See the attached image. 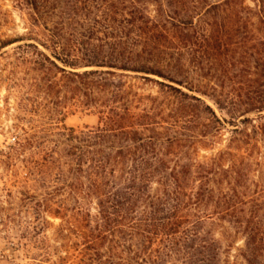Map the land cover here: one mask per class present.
I'll return each instance as SVG.
<instances>
[{"label":"trees","instance_id":"trees-1","mask_svg":"<svg viewBox=\"0 0 264 264\" xmlns=\"http://www.w3.org/2000/svg\"><path fill=\"white\" fill-rule=\"evenodd\" d=\"M167 2L173 15H182L174 0ZM16 3L29 10V27L21 36L1 40L0 51L19 44L18 60L33 73V92L44 95L36 107L50 122L27 145L47 147V170L51 176L55 172L52 182L61 183L35 209L38 216L44 212L63 221L56 238L64 256L53 264H221L220 241L205 228L214 214L207 207L214 201L223 209L222 218L246 235L247 264H264L259 262L263 247L256 245L264 244L262 204L256 203L250 213L237 211L247 204L241 198L246 192L240 191L249 190L251 164L245 155L230 147L204 162L184 152L193 137L163 136L159 129L165 127L155 115L158 97L142 95L124 80L130 74L162 85L152 76L170 79L169 58L191 41L193 18L167 12L156 19L134 0ZM170 88L176 93L168 95L180 106L168 124L185 129V113L202 100ZM145 101L153 107H143ZM69 102L94 108L99 126H60ZM257 108L264 111V105ZM257 130L264 135V122ZM249 137H235L231 143L240 149ZM226 161L231 164L227 168ZM223 174L236 175V184L230 182L227 190L212 186ZM58 194L63 197L55 201ZM255 194L263 196L264 187ZM37 233L25 235L46 244Z\"/></svg>","mask_w":264,"mask_h":264},{"label":"rangeland","instance_id":"rangeland-1","mask_svg":"<svg viewBox=\"0 0 264 264\" xmlns=\"http://www.w3.org/2000/svg\"><path fill=\"white\" fill-rule=\"evenodd\" d=\"M134 1L147 6L156 19L166 17L167 12L177 18L187 14L195 27L190 29L191 41L175 49L169 58L170 79L152 76L163 85L134 74L124 80L134 91L158 97L155 115L165 127L159 129L163 136L193 137V143L182 148L184 152L189 151L204 162L230 147L233 152L244 154L251 164L249 190L240 189L246 192L241 198L247 204L238 206L237 211L250 213L259 203L260 214H264V195L255 194L264 187V135L257 130L264 122V111L257 108L264 105V11L260 12L264 0H234L228 5L224 0H174L175 10L182 15H173L167 0ZM214 4H220L219 8H211ZM28 12L19 8L16 0H0V41L26 33ZM18 45L0 51V264H37L33 257L46 261L45 264L60 263L64 252L56 236L63 221L44 212L38 216L35 209L61 183L52 182L55 172L51 176L47 170V147L27 145L32 134L42 136L50 121L36 107L44 95L37 97L33 92V73L29 65L18 60ZM170 86L203 102L194 101L199 107L185 113V129L168 124L174 120L175 108L180 106L178 100L168 95L167 92L176 93ZM206 104L214 114L205 109ZM144 106L150 109L153 104L145 101ZM65 107V122L60 126L76 130L99 126L100 115L94 108L73 102ZM246 134L250 136L246 138L249 144L237 149L231 139ZM224 164L226 168L231 165L229 161ZM217 182L212 186L227 190L230 182L236 184V175L227 178L223 174ZM62 197L58 194L55 201ZM207 209L214 214L205 228L220 241L221 264H247L246 235L222 218L223 209L217 207L216 201ZM34 230L38 238L47 239L46 244H36L35 239L26 237V232ZM256 245L263 247L259 262L264 263V244Z\"/></svg>","mask_w":264,"mask_h":264}]
</instances>
